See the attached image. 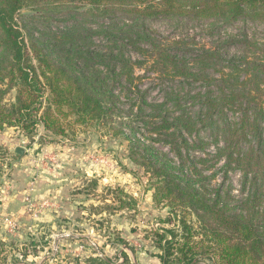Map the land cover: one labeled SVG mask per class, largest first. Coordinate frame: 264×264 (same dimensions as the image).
<instances>
[{"label":"trees","instance_id":"16d2710c","mask_svg":"<svg viewBox=\"0 0 264 264\" xmlns=\"http://www.w3.org/2000/svg\"><path fill=\"white\" fill-rule=\"evenodd\" d=\"M164 19L264 23V0H0V129L31 136L41 124L51 140L110 130L149 175L154 202L169 209L171 227L152 232L160 264H264V50L245 32L226 38L237 54L168 40L150 26ZM141 68L164 85L161 100L148 98ZM177 83L200 89L179 92ZM212 159L213 171L204 167ZM233 171L238 199L223 186ZM121 255L74 264H128Z\"/></svg>","mask_w":264,"mask_h":264},{"label":"rangeland","instance_id":"374dc122","mask_svg":"<svg viewBox=\"0 0 264 264\" xmlns=\"http://www.w3.org/2000/svg\"><path fill=\"white\" fill-rule=\"evenodd\" d=\"M57 19L55 17L51 23L64 25ZM150 26L162 38H183L194 47L219 45L230 54H237L239 49L227 46L226 38L245 32L264 50V23L237 21L221 25L211 24L208 20L164 19L150 21ZM132 56L136 57L135 54ZM136 73L145 75L142 86L149 89L148 98L161 100L164 85L157 82L156 76L146 73L145 68L136 69ZM176 86L179 90L178 83ZM199 87V83H194L179 92L198 91ZM189 103L186 100L185 104L191 108ZM45 134L47 132L41 124L36 126L31 136H25L14 127L0 129V152H3L0 153V187L10 178L16 179L18 191H28L23 199L26 207L22 212L18 209L17 220H11L8 215L15 199L0 209V264H74L75 258L83 260L89 255L121 262V252L128 255V264H156L159 249L153 245L152 232L171 227V222H164L169 209L154 202L153 190L149 187L150 177L142 166L130 159L123 137L100 127L79 132L74 137H57L54 140ZM202 136L208 138L204 131ZM154 144L172 156L167 144ZM16 146L23 147L25 152L19 162L10 166L16 159L12 153ZM205 149L211 154L214 146L209 144ZM193 153L210 157L201 151ZM60 155H67L70 161L57 160ZM48 159L58 163L55 168L60 176L58 179L54 177L51 189L44 187L36 192L33 186L38 178L35 171L46 167ZM41 161L43 165H39ZM209 163H212L211 171L219 166L212 159L204 167ZM26 167L28 171H23ZM204 170L210 173V170ZM21 172L23 174L19 176ZM220 183L218 174L212 184ZM223 186L236 199L240 198V173L231 172ZM3 196L6 193L0 201ZM129 198H133V204L120 208L121 205H129ZM107 205L114 212H109ZM1 211L6 214H1ZM108 234H111V240L115 238L117 241H109ZM196 264L210 262L199 259Z\"/></svg>","mask_w":264,"mask_h":264},{"label":"crops","instance_id":"0c3cea01","mask_svg":"<svg viewBox=\"0 0 264 264\" xmlns=\"http://www.w3.org/2000/svg\"><path fill=\"white\" fill-rule=\"evenodd\" d=\"M57 158H58L57 160H64L65 162L70 161V159L68 158L67 155H60ZM51 160H54V158L52 157ZM51 160H49V159L47 161L45 160L46 161V167H41L38 170L36 169V171H35L36 177H38V178H36L35 184L33 185L36 192L40 191L41 189H44V187H47V189H51L52 187H51L50 183L53 182V180L55 179L54 177L56 176V179H58V176H60V175H58L59 173L56 172L57 168H55V166L58 163L55 164ZM38 163H39V165H43L42 161L38 162ZM59 164H61V163H59ZM29 165H33V164L29 163ZM24 166H27V165H24ZM64 169H65V167H63L62 170H64ZM22 170L28 171L27 167L25 169H22ZM19 174H20L19 176H22L23 172H21ZM67 175H69V173ZM17 186H18V183L16 182V179H10L9 178V179H7V181L5 180L3 186L0 187V198L2 197V195L4 193H6V195L9 194L13 200L14 199L16 200V202L13 204L14 207L11 209L12 211L9 209L10 213H8L10 219L13 221H14V218L17 220V217L15 215L18 214V209H19V212H22V210L25 209L26 204L23 203V199L28 192V191H26V193H25V190L23 193L21 191H18L19 188ZM3 206H5V205H3ZM15 207L17 208V210L15 209ZM0 208H2V207H0ZM18 218H20V217H18ZM18 222H20V220ZM157 256H158V254H157ZM156 264H160L159 259H158Z\"/></svg>","mask_w":264,"mask_h":264},{"label":"water","instance_id":"95a60500","mask_svg":"<svg viewBox=\"0 0 264 264\" xmlns=\"http://www.w3.org/2000/svg\"><path fill=\"white\" fill-rule=\"evenodd\" d=\"M24 152H25V149L23 147H20V146H16L14 147V150H13V155L16 156V159H14L10 166H12L14 163L16 162H19L20 161V158L24 155ZM6 172L8 173V170H6Z\"/></svg>","mask_w":264,"mask_h":264}]
</instances>
